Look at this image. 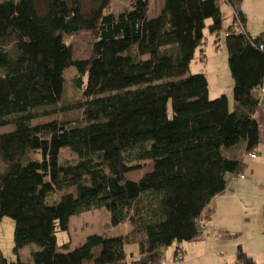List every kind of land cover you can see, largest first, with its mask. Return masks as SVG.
<instances>
[{
	"label": "trees",
	"instance_id": "1",
	"mask_svg": "<svg viewBox=\"0 0 264 264\" xmlns=\"http://www.w3.org/2000/svg\"><path fill=\"white\" fill-rule=\"evenodd\" d=\"M95 1L88 10L81 0L0 1V129L13 126L0 133V220L14 222L15 253L37 246L28 263L0 251V264H161L172 244L201 236L226 174L242 171L235 146L249 156L258 145L264 34L247 33L242 0H162L155 16L149 0L117 13ZM224 4L237 15L224 32L232 106L224 93L208 97L202 70L188 73L197 51L204 60L206 19L218 36ZM81 31L93 36L91 53L73 59L65 36ZM70 67L81 94L63 100ZM76 110L77 123H33ZM63 149L75 160L62 161ZM102 207L130 230L89 235L71 250L56 243L70 216ZM235 264L264 261L238 248Z\"/></svg>",
	"mask_w": 264,
	"mask_h": 264
},
{
	"label": "crops",
	"instance_id": "2",
	"mask_svg": "<svg viewBox=\"0 0 264 264\" xmlns=\"http://www.w3.org/2000/svg\"><path fill=\"white\" fill-rule=\"evenodd\" d=\"M150 6L149 2V11ZM161 7L162 0L159 10L152 16L157 15ZM240 9L246 19L247 33L250 36L264 34V27L254 30L250 26V20L255 17V11L257 13L259 9L261 13H264V0H242ZM218 45L220 46L219 42ZM211 46L208 49L206 40L204 60H201L199 51L194 57L199 59L200 69L207 77L208 90L210 77L215 76L214 79L217 82L220 81L219 85L224 84L219 86L216 94H230L233 80L228 69L226 47L219 54V46L216 47L214 40ZM220 75H224L225 79H220ZM229 102L232 106L233 100ZM254 116L258 124L259 136L258 145L254 151L256 157L248 156L243 142L235 146L236 150L233 151L244 163L242 171L226 174V188L212 199L210 208L213 211L209 221L202 228L201 236L189 242L172 244L164 251L166 258L173 256L175 249L180 248L184 254L182 264H235L237 250L241 248L256 263L264 261V98L260 97ZM137 255L133 252L132 256L136 258Z\"/></svg>",
	"mask_w": 264,
	"mask_h": 264
},
{
	"label": "rangeland",
	"instance_id": "3",
	"mask_svg": "<svg viewBox=\"0 0 264 264\" xmlns=\"http://www.w3.org/2000/svg\"><path fill=\"white\" fill-rule=\"evenodd\" d=\"M1 1V0H0ZM39 5H43L44 0H36ZM129 0H110L108 5V10L114 13L120 12L128 7ZM82 6L84 10H88L92 7H96L95 0H81ZM151 3L149 15L152 16L159 10L161 0H149ZM222 16V26L219 31L218 36L216 34H211L207 30V26L211 23L212 19L208 18L205 20L206 28L204 33L206 35L207 46L210 49L213 45V40L218 38V42L220 44L218 53L222 52V49L225 48L224 45V30L227 26L232 22L233 19V11L232 9L224 4L220 10ZM255 17L251 18L250 26L253 27L254 30L261 29V26L264 27V13L258 9L256 11ZM255 19V20H254ZM65 41L71 47L72 57L73 59H84L89 57L92 48L93 36L88 31H81L75 35L65 36ZM225 50V49H224ZM201 71L199 66V59L194 57L189 65L188 73H197ZM203 71V70H202ZM65 82L62 91V99L63 100H73L75 98L80 97L81 89L75 83L78 74L76 70L72 67L67 68L64 72ZM212 77V76H211ZM210 77V87L208 90V97L210 99L216 98L221 94H216L219 91V86H223L224 84L219 85L220 81H216L214 78ZM220 79H225L224 75L219 76ZM223 83V82H222ZM225 94V93H224ZM229 98V101H232V93L230 92L226 94ZM168 115L171 116V103L168 102L167 105ZM81 117V111H70L68 113H64L61 115H53L51 117L42 118L33 121V123H43L52 120H70L73 123H77ZM9 129H13V126H8L7 128H1L0 133L7 132ZM76 156L71 153L67 149H63L61 151V160L62 161H74ZM150 169L149 163L144 164L143 168L138 171H132L127 174V177L130 179L136 180L138 179L142 173L146 170ZM130 230V225L128 222L113 224L111 220V215L107 209L95 208L87 211H82L79 214H75L70 216L68 222V229L65 231H58L55 233V240L58 245L63 243L69 244V250L75 248L84 242L87 236L92 234H98L102 236H117L123 235ZM172 246V245H171ZM170 246V247H171ZM134 247H129L128 250H133L134 253L137 254V251ZM169 249V247H168ZM37 250V246L34 244H27L21 247L17 253L14 251V222L12 219L8 217H3L0 220V251L2 252L4 258L7 259L8 262L16 261L18 258L23 263H28L31 261V253ZM166 258L167 260L172 259Z\"/></svg>",
	"mask_w": 264,
	"mask_h": 264
},
{
	"label": "built area",
	"instance_id": "4",
	"mask_svg": "<svg viewBox=\"0 0 264 264\" xmlns=\"http://www.w3.org/2000/svg\"><path fill=\"white\" fill-rule=\"evenodd\" d=\"M232 11H233V10H232ZM233 15H234L235 17L237 16L235 11H233ZM259 93H260V97H261V98H264V83H263V85L260 87V89H259ZM249 157H250V158H255V157H256V153H255V152L250 153V154H249ZM241 177H243V176H241ZM183 261H184V256L177 254V255H174V256L172 257V259H169V260H167V259H163V260L161 261V264H182Z\"/></svg>",
	"mask_w": 264,
	"mask_h": 264
}]
</instances>
